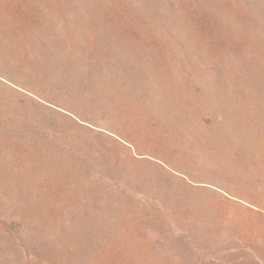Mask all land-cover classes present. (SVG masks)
<instances>
[{"label":"rangeland","instance_id":"1","mask_svg":"<svg viewBox=\"0 0 264 264\" xmlns=\"http://www.w3.org/2000/svg\"><path fill=\"white\" fill-rule=\"evenodd\" d=\"M0 264H264V0H0Z\"/></svg>","mask_w":264,"mask_h":264}]
</instances>
